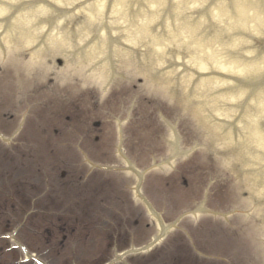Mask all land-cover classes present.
<instances>
[{
  "label": "rangeland",
  "instance_id": "374dc122",
  "mask_svg": "<svg viewBox=\"0 0 264 264\" xmlns=\"http://www.w3.org/2000/svg\"><path fill=\"white\" fill-rule=\"evenodd\" d=\"M96 1L48 0L60 8L55 11L41 0H0L6 7L0 16V264H35L24 260L23 251L42 264H107L145 245L159 227L138 193L165 226L178 222L148 252L113 264H264L263 223L255 212L264 215V194L257 195L264 184V160L246 166L235 161L226 170L218 162L221 155L232 157L234 145L246 136L240 127L246 121L243 112L256 111L248 103L253 95L231 100L235 107L225 106L227 121L203 113L211 123L221 126L222 120L234 127L231 147L214 153L193 109L196 102L211 109L222 88L203 87L196 99L191 96L199 80L221 79L220 70L198 69L195 47L171 38L185 22L195 26L200 42L215 39L224 58L233 50V57L249 51L243 60L256 58L258 66L264 17L254 37L251 29H230L225 19L215 18L219 8L230 9L229 0H179L177 9L174 0H125L113 13L112 0H102L97 12ZM249 1L264 10V0ZM38 6L47 14L27 23L31 43H7L5 22L14 23ZM139 17H148L150 34L167 45L154 52L163 58L162 66L154 53L123 41L122 30ZM104 25H111L110 37ZM230 38L238 42L231 44ZM50 41L57 45L50 47ZM92 46L101 54L85 63ZM34 52L38 58L28 59ZM117 53L127 55L124 66ZM182 62L190 70L183 71ZM259 74L251 79L259 82ZM162 82L168 84L164 89ZM257 123L264 133L263 115ZM224 132H216L220 140ZM49 148L54 159L43 165L35 151L49 153ZM171 157L177 160L167 166ZM128 165L142 173L141 182ZM244 179L255 192L239 187Z\"/></svg>",
  "mask_w": 264,
  "mask_h": 264
},
{
  "label": "bare ground",
  "instance_id": "6f19581e",
  "mask_svg": "<svg viewBox=\"0 0 264 264\" xmlns=\"http://www.w3.org/2000/svg\"><path fill=\"white\" fill-rule=\"evenodd\" d=\"M40 1V0H38ZM48 0H41V2L44 3V7L46 8L47 5H49L53 10L55 11H60V8L58 6H53L48 4L47 2ZM59 0H54V2H58ZM124 1L125 0H112L111 4V8L110 11L116 12L117 10H120V7L122 8L124 5ZM154 1V0H152ZM175 1V6L174 9L179 7V0H174ZM31 3V2H30ZM94 5V10H99L100 8H103V1L102 0H97L96 2L93 3ZM229 5H230V9L228 10L227 7H224L222 9H218L216 12H214V16L215 18L217 17L218 20L219 18L221 19H225L226 22L225 24L227 26L230 27V29H234L236 27L238 28H242V29H251L252 32H255L254 37H256V32H257V25L259 23H261V18L264 17V10H256L255 8V4H251V2L249 0H229ZM42 7V6H38L37 8H34L33 10H30L29 13L26 15L25 13H21L19 15V17L14 18L15 20L14 23H11L10 21L5 22V30L7 33H4V35L7 34L6 38L7 39V43L8 42H12L13 44H15V46L17 47H22L26 44H30V40L33 37V34L31 33V31L29 29H26V25L29 21H31L32 18L36 17V16H43L47 14V10ZM126 9H129V6H126ZM6 11V7L4 6H0V16L2 14H4ZM97 12V11H96ZM137 17V16H136ZM121 18H116V20H120ZM264 22V20H263ZM151 23L150 19L147 17H139L138 21H133V19L131 18L128 21V25L125 27V29H123L122 33H123V41L127 44H129L130 46L136 47V46H142L146 51L150 52L149 54L152 55L154 52H159V50H163V48L165 46H167L164 41H162L161 39H158V37H156V35L152 36L150 34V27L149 24ZM114 24V19H113V23ZM111 25H104V28L106 30V34L110 37L111 36V29L110 27ZM179 28H177L176 33L175 34H171V38L172 40H176L178 42H185L186 40H188L191 45H193L195 47V52L196 55L194 57V59L198 60L197 64L198 65V69H205L207 68L208 70H212L213 67L218 71V74L221 75V79L214 77V78H210L207 79L205 81H201L199 80V83L196 84L197 86H195V93L193 96H191V100L193 101L194 99H196V93L198 91L203 90L204 88H211V87H220L222 88V93H220L215 100L214 98H212L211 102V109H206L205 105L200 103V102H196L195 106H194V120L198 121L197 125L204 131V134L207 136L206 139V143L208 142L210 144V149L214 152V153H223L222 151L224 150V148L227 147H231V138H230V130L234 131V127L229 126L230 124L227 123L226 121L229 120V110L233 111L232 107H235L231 103L230 101H237L240 102V100L242 99V97L244 95H246L247 99L248 96L250 97L251 95V101L248 102L250 104H252V106L256 107V111H252V113L254 114H250V112H243L244 114V118L246 119V121H244V123L241 125L240 130H243V133L246 135L243 138V141L240 142L241 144H238L236 142V144L234 145L237 149V152H232L231 151V156L227 155V156H223L221 155L218 158V162L219 164H221V166L224 168V170L228 169V167L230 166V164H234L233 162L238 161L242 163V166H246L247 163H250L251 165H257L258 163L262 164V161L264 160V133L262 132V130L259 128L260 125L257 123L258 117L263 115L264 116V95H263V91L261 90L263 83L264 82V71L260 72L261 69H263L264 64H262L264 62V53L261 55V57L259 58V61L261 60L260 64L257 66L254 64V60L256 58H249L246 60H243L245 57L249 56V51H245V55L244 54H239V52H237L236 54H238L237 56L239 57H233L232 53H235L236 50L231 51V57L228 58H224V53H220V51H218L217 47H216V41L215 39L211 40V41H205V42H200V39L197 38V34H194L195 32V26H191L186 24L185 22L183 23H179ZM110 32V33H109ZM15 33V36L13 39H11V35ZM263 33L260 32L259 33V37L261 36V38H264V36H262ZM56 43H60V40H54ZM54 41H50L49 46L51 44V46H53L52 48H54V46H56L57 44ZM230 43L231 44H236V42H238V40H235V38H230ZM120 42V41H119ZM186 43V44H188ZM244 43V41H243ZM121 44V42H120ZM123 45V44H122ZM50 46V47H51ZM245 49L247 50V43H245ZM126 51H128L127 48H123ZM235 49V48H231ZM100 48H97L95 46H92L90 48H88V50H86V58H85V63H89L90 60H92V58L94 56H98L100 53ZM116 56H119V62L120 65H123L124 63H126V59H127V55L126 54H119L117 53ZM226 56V55H225ZM200 57V58H199ZM38 58V53L34 52L28 59L30 60H35ZM154 58H156L155 60L159 63V66H162L163 64V58L158 55V53H154ZM159 59V61H158ZM207 61L211 62V65H209L207 63ZM262 65V68H260L259 70H257L259 68V66ZM124 66V65H123ZM180 66V65H179ZM183 71H188L190 69H188L184 63L182 62L181 66ZM224 73H222V72ZM171 73H174L173 71H171ZM170 72H163L162 75H171ZM239 75L240 77H238L236 80L234 79L233 74ZM255 73H260L258 78H259V82L256 78V82H254V80L251 79V76ZM210 74H216L213 73L211 71ZM194 75L196 76V78L200 79L201 77H199L201 74H199V71H195ZM143 76L145 77V80L147 79V76L149 77V75L147 74H143ZM191 76V75H190ZM103 77V73L100 70L98 72V80L97 83H100ZM244 78V81H243ZM163 81L164 78L162 79ZM201 81V82H200ZM234 81L235 83H238V85H234L232 86V88H228L227 85L228 83ZM258 82V83H257ZM161 88L164 89V87L168 86V84L166 82H162L161 83ZM242 85H246V86H242ZM242 88H245L246 90L250 89L247 92H244L242 90ZM228 91H232V93H229ZM228 93V94H226ZM261 95V96H260ZM221 101L222 103V109H216V105L217 103H219ZM188 102V101H186ZM182 104V103H181ZM240 105V103H238ZM224 106V107H223ZM225 106H228V109H225ZM219 107V106H218ZM236 107H241V106H236ZM220 108V107H219ZM250 108V106H246L247 109ZM207 112L209 115L210 114H214L217 117H220V119H226V121H222L221 120V124L223 125H217L215 123H211L210 119L205 115H203L204 112ZM224 116V117H223ZM207 124L209 125V127L207 126ZM219 124V123H218ZM229 124V125H227ZM227 125V127H226ZM244 125V126H243ZM225 126V127H224ZM224 129L225 132L223 133L221 140L219 139V137H217L216 132H219L220 130ZM240 133V132H239ZM187 152V151H186ZM185 154V153H183ZM244 159V160H241ZM249 161V162H247ZM171 165V164H170ZM245 178V177H243ZM248 181H250L248 179ZM239 187H242L243 189H245L246 191H248L249 193H253L255 192L254 187L253 186H248L251 185L250 183L246 182L245 179L244 180H239L238 181ZM257 195L259 194H264V184L263 185H258L257 187ZM260 209V208H259ZM256 210V209H254ZM255 211L256 213L259 214V216H257V219L261 221V223H263L262 225V229H261V233L264 234V215L261 212V210Z\"/></svg>",
  "mask_w": 264,
  "mask_h": 264
},
{
  "label": "snow or ice",
  "instance_id": "6c2138e0",
  "mask_svg": "<svg viewBox=\"0 0 264 264\" xmlns=\"http://www.w3.org/2000/svg\"><path fill=\"white\" fill-rule=\"evenodd\" d=\"M242 86H246V85H242Z\"/></svg>",
  "mask_w": 264,
  "mask_h": 264
}]
</instances>
